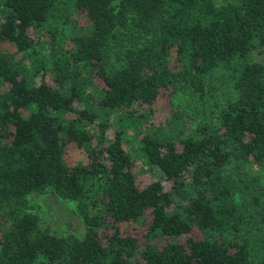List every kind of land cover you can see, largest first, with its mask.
Here are the masks:
<instances>
[{
    "label": "trees",
    "instance_id": "trees-1",
    "mask_svg": "<svg viewBox=\"0 0 264 264\" xmlns=\"http://www.w3.org/2000/svg\"><path fill=\"white\" fill-rule=\"evenodd\" d=\"M263 52L264 0H0V264H264ZM162 92L184 104L156 125ZM48 192L80 237L24 211Z\"/></svg>",
    "mask_w": 264,
    "mask_h": 264
},
{
    "label": "rangeland",
    "instance_id": "rangeland-1",
    "mask_svg": "<svg viewBox=\"0 0 264 264\" xmlns=\"http://www.w3.org/2000/svg\"><path fill=\"white\" fill-rule=\"evenodd\" d=\"M75 20L79 23L78 25L84 26L88 24L86 18L83 16H74ZM29 34L39 42H49L50 37L44 30L35 29L30 30ZM264 57V52H263ZM170 63L175 64V53L170 52ZM259 59L261 57H258ZM264 60V59H263ZM50 80V79H49ZM54 84V82H51ZM95 83L101 87L103 84L96 79ZM184 99L179 96H170L169 92H162L156 103L152 105L150 109V121L156 125H164L166 119L174 109L182 107ZM144 110V109H143ZM146 125H148L146 123ZM113 129L109 128L108 137H111ZM132 157H134L133 173L135 176L136 184L139 188H144L150 182L160 180L165 188H169L167 181L163 180L160 173L156 169L150 168L137 153L135 145L125 146ZM66 161L70 165L74 164H86L88 159L87 155L83 150L77 149L74 145L68 150L66 155ZM25 212L37 216L39 220V226L41 229L48 230L51 234L57 237H63L68 235H76L80 237L83 234V224L80 219L76 216L74 210V204L65 200L60 199L52 192H48L44 195L31 194L27 197ZM150 222L149 213L145 216V219L137 223H122L120 228L122 231L128 234L136 235L141 238L147 231L148 223ZM192 237L197 238L198 233L194 230L191 233ZM184 241V238L179 240ZM169 239L160 238L155 240V244L163 246L168 243Z\"/></svg>",
    "mask_w": 264,
    "mask_h": 264
}]
</instances>
